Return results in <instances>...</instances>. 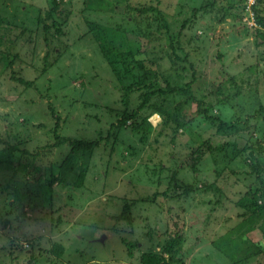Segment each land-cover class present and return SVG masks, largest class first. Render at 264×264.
Returning <instances> with one entry per match:
<instances>
[{"label":"rangeland","instance_id":"374dc122","mask_svg":"<svg viewBox=\"0 0 264 264\" xmlns=\"http://www.w3.org/2000/svg\"><path fill=\"white\" fill-rule=\"evenodd\" d=\"M127 1L0 0V264H264V0Z\"/></svg>","mask_w":264,"mask_h":264},{"label":"trees","instance_id":"16d2710c","mask_svg":"<svg viewBox=\"0 0 264 264\" xmlns=\"http://www.w3.org/2000/svg\"><path fill=\"white\" fill-rule=\"evenodd\" d=\"M125 3H127L128 1L127 0H123ZM132 9L134 10H139L141 12H146V11H154L157 13V17L159 20H161L162 22V25L164 27L167 28V22L164 20V17L163 15L160 13V11L158 9H156L155 7H152V6H149V7H146V6H141L140 8L138 7H133ZM257 24L259 25H263L264 26V17H259L257 18ZM184 26V23L182 24ZM170 39V43L172 41V38L169 37ZM19 82L29 86L30 85V81H27V80H24L22 78H19L17 77L16 78ZM194 80V76L192 74V78L189 82H187L184 86H171V85H168L167 88H156V89H153V90H150V91H146L143 93L142 95V100L139 104V106L137 107V109H141L142 107H144L146 105V103L149 102L150 100V97L154 94H158V95H167V94H182V95H186V98L187 99H191V100H195L193 94H192V91H191V83L193 82ZM230 80L232 81L233 80V76L230 77ZM169 84V83H167ZM196 101V100H195ZM197 112L198 113H202L203 115H205L207 118L209 119H212L214 117L210 116L207 114V109L202 107L201 106V101H197ZM137 109L136 110H133V113L129 116V117H133L136 113H137ZM51 112H52V115L54 116L55 118V125H54V128H53V132L55 134V137H58L57 136V130L59 128V117L58 115L54 112L53 108H51ZM128 117V116H127ZM126 119L127 118H122V122L121 123H125L126 122ZM145 124L147 126L150 125L149 122H145ZM224 126H227L228 128H232V125L231 126H228L226 124H224V122H221L219 121V127H224ZM58 139V144L62 143V142H65V141H68L72 147L74 148H79V149H83V150H89L95 146H97L99 144V142L97 140H80V139H74V140H71L69 138H66L64 136H62L61 138H57ZM10 156H11V153L9 152V155L7 157H5L3 159V161H7V163L9 165H12L11 162L12 160H10ZM1 161V160H0ZM254 170H255V173H256V176L257 178L259 179V181L262 183H264V180L261 176V172L263 170L262 168V165L260 164V162H256L255 165H254ZM264 221V220H263ZM174 243V242H173ZM142 264H162L163 261L156 257V256H146L144 258H142L141 260Z\"/></svg>","mask_w":264,"mask_h":264},{"label":"water","instance_id":"95a60500","mask_svg":"<svg viewBox=\"0 0 264 264\" xmlns=\"http://www.w3.org/2000/svg\"><path fill=\"white\" fill-rule=\"evenodd\" d=\"M105 235L103 234L100 238V240L102 241L104 239Z\"/></svg>","mask_w":264,"mask_h":264},{"label":"built area","instance_id":"2783aa9c","mask_svg":"<svg viewBox=\"0 0 264 264\" xmlns=\"http://www.w3.org/2000/svg\"><path fill=\"white\" fill-rule=\"evenodd\" d=\"M249 2H250V3H253V2H254V0H249Z\"/></svg>","mask_w":264,"mask_h":264}]
</instances>
